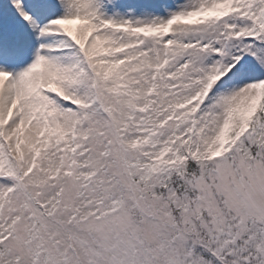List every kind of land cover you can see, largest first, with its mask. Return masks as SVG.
I'll list each match as a JSON object with an SVG mask.
<instances>
[{
    "label": "snow or ice",
    "instance_id": "1",
    "mask_svg": "<svg viewBox=\"0 0 264 264\" xmlns=\"http://www.w3.org/2000/svg\"><path fill=\"white\" fill-rule=\"evenodd\" d=\"M0 264H264V0H0Z\"/></svg>",
    "mask_w": 264,
    "mask_h": 264
}]
</instances>
